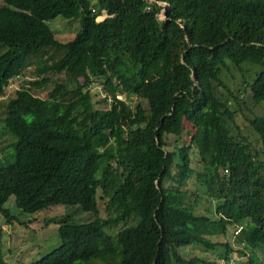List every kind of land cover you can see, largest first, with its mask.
I'll return each mask as SVG.
<instances>
[{
	"label": "trees",
	"instance_id": "obj_1",
	"mask_svg": "<svg viewBox=\"0 0 264 264\" xmlns=\"http://www.w3.org/2000/svg\"><path fill=\"white\" fill-rule=\"evenodd\" d=\"M0 1V264L3 224L58 206L33 264H264V108L261 152L217 91L232 65L264 103V0Z\"/></svg>",
	"mask_w": 264,
	"mask_h": 264
},
{
	"label": "rangeland",
	"instance_id": "obj_2",
	"mask_svg": "<svg viewBox=\"0 0 264 264\" xmlns=\"http://www.w3.org/2000/svg\"><path fill=\"white\" fill-rule=\"evenodd\" d=\"M104 17L105 15L98 16L97 21H101L102 19H104ZM159 18H163V9L159 14ZM52 27L58 37L67 40L68 38H72L76 33L79 24L76 20L64 21L56 19L54 20ZM229 67L230 69L223 70V73L221 75L223 84L221 86H217L218 95H222L223 98H228L232 94L237 95L239 100L243 99V101L240 100L239 103H237L231 98L229 101V107L231 108V110H236L234 120L240 126L241 134L247 138L249 143L258 148L259 151H261L262 145L258 139V136L251 128L245 117L251 118L253 117V114H259L261 112V109L264 108V103L262 104V106L254 104L253 100L250 97L249 91L246 89V84H244L239 70L234 68L232 65H229ZM21 82V79L10 82V84L5 88V95L0 97V101L11 97L14 90L19 86ZM50 88L51 84H48L45 88H39L37 91L39 92L40 96L45 97L47 91ZM93 91L94 93H96L94 101L103 99L104 92L102 86L95 88ZM118 97L120 98L121 95ZM188 130L190 129L188 128L184 133H182L181 143H187L190 139L187 132ZM4 139L5 136L0 135V147L5 144ZM173 139L175 138L173 137L171 141ZM260 156H262V154ZM192 166L197 170V172L201 169V167H198V163L195 161V154L192 155ZM192 182H194V179L192 180ZM203 201L204 200L201 199L202 204ZM69 208L70 207L65 208L58 206L51 211H42L41 213H38L36 216H34L32 220H27L25 224H16L13 227H8L3 224L2 228L4 232L2 236V245L4 249V255L8 264H33L40 258V252L48 247H51L54 244L59 243L60 240L57 234V225L51 221L48 222V219L62 215ZM200 208L201 207L198 204L197 209L199 210L197 211H200ZM69 212L70 214L72 213L71 211ZM241 260V258L236 259V253L233 252L231 254V260L228 264H235L236 261L240 262ZM221 263L227 264L225 260H221Z\"/></svg>",
	"mask_w": 264,
	"mask_h": 264
},
{
	"label": "water",
	"instance_id": "obj_3",
	"mask_svg": "<svg viewBox=\"0 0 264 264\" xmlns=\"http://www.w3.org/2000/svg\"><path fill=\"white\" fill-rule=\"evenodd\" d=\"M163 6V19H167V11L169 8V5L166 3H160ZM195 81H197V77L195 78Z\"/></svg>",
	"mask_w": 264,
	"mask_h": 264
}]
</instances>
